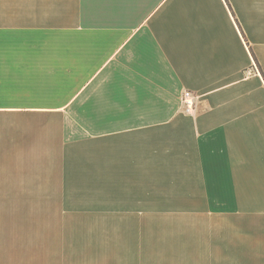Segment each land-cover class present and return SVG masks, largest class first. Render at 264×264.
Listing matches in <instances>:
<instances>
[{
    "label": "crops",
    "instance_id": "crops-1",
    "mask_svg": "<svg viewBox=\"0 0 264 264\" xmlns=\"http://www.w3.org/2000/svg\"><path fill=\"white\" fill-rule=\"evenodd\" d=\"M112 202L189 221L164 230L197 258L69 256L63 221ZM263 244L264 0H0V264H264Z\"/></svg>",
    "mask_w": 264,
    "mask_h": 264
},
{
    "label": "rangeland",
    "instance_id": "rangeland-1",
    "mask_svg": "<svg viewBox=\"0 0 264 264\" xmlns=\"http://www.w3.org/2000/svg\"><path fill=\"white\" fill-rule=\"evenodd\" d=\"M80 163H85V159ZM84 165H80V168ZM80 181H86L85 172H79ZM89 189V195L95 194L100 199L102 189ZM83 191L85 189L83 188ZM134 204L120 202L111 203L110 220H102L100 214L102 203L79 204V208L93 212L90 218H79L63 221L64 251L69 256L78 259H102L103 243H105V258L122 259L127 261L197 258V252L183 253L178 251V242L166 236L164 229L180 227L189 221H151L136 218L133 213ZM89 215V214H82ZM101 217V218H100ZM193 221L191 220V223ZM180 223V224H179ZM109 229V237L102 229ZM73 247V250L70 247ZM108 245V246H107ZM69 246V247H67ZM264 258V244L261 253ZM68 256V258H70Z\"/></svg>",
    "mask_w": 264,
    "mask_h": 264
},
{
    "label": "built area",
    "instance_id": "built-area-1",
    "mask_svg": "<svg viewBox=\"0 0 264 264\" xmlns=\"http://www.w3.org/2000/svg\"><path fill=\"white\" fill-rule=\"evenodd\" d=\"M181 102L186 114L193 113L195 108V98L189 91L183 93Z\"/></svg>",
    "mask_w": 264,
    "mask_h": 264
}]
</instances>
